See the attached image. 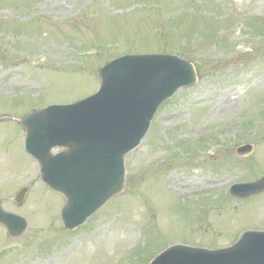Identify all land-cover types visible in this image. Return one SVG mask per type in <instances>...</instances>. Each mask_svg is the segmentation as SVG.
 Here are the masks:
<instances>
[{
    "label": "rangeland",
    "instance_id": "374dc122",
    "mask_svg": "<svg viewBox=\"0 0 264 264\" xmlns=\"http://www.w3.org/2000/svg\"><path fill=\"white\" fill-rule=\"evenodd\" d=\"M144 52L178 54L199 80L127 155L122 192L66 231L20 119L90 95L107 61ZM0 117V199L29 221L18 238L0 224V264H148L178 242L227 246L264 229V193H229L264 175V0H0Z\"/></svg>",
    "mask_w": 264,
    "mask_h": 264
},
{
    "label": "water",
    "instance_id": "95a60500",
    "mask_svg": "<svg viewBox=\"0 0 264 264\" xmlns=\"http://www.w3.org/2000/svg\"><path fill=\"white\" fill-rule=\"evenodd\" d=\"M99 91L71 105H51L23 118L26 148L41 164L44 180L67 197V228L81 224L124 184V155L146 134L159 105L179 87L197 80L194 65L176 55H125L99 69ZM56 146L67 151L56 155ZM264 191V176L233 185L231 193ZM27 188L18 200L22 202ZM13 234L26 221L0 209ZM150 264H264V231L244 232L233 245L208 249L175 244Z\"/></svg>",
    "mask_w": 264,
    "mask_h": 264
},
{
    "label": "bare ground",
    "instance_id": "6f19581e",
    "mask_svg": "<svg viewBox=\"0 0 264 264\" xmlns=\"http://www.w3.org/2000/svg\"><path fill=\"white\" fill-rule=\"evenodd\" d=\"M227 98H228V99L231 98V95L229 94V95L227 96Z\"/></svg>",
    "mask_w": 264,
    "mask_h": 264
}]
</instances>
